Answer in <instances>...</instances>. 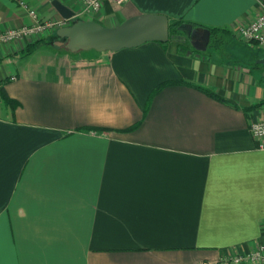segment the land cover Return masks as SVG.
I'll list each match as a JSON object with an SVG mask.
<instances>
[{
	"label": "crops",
	"instance_id": "crops-1",
	"mask_svg": "<svg viewBox=\"0 0 264 264\" xmlns=\"http://www.w3.org/2000/svg\"><path fill=\"white\" fill-rule=\"evenodd\" d=\"M22 1L63 18L53 0ZM262 5L103 1L82 19L160 13L191 24L193 39L204 26L230 32L223 47ZM31 21L0 0V30ZM55 31L28 54L27 38L0 44V264H221L263 241L264 148L249 131L264 117L262 49L244 43L253 61L226 60L172 37L70 51Z\"/></svg>",
	"mask_w": 264,
	"mask_h": 264
},
{
	"label": "water",
	"instance_id": "water-1",
	"mask_svg": "<svg viewBox=\"0 0 264 264\" xmlns=\"http://www.w3.org/2000/svg\"><path fill=\"white\" fill-rule=\"evenodd\" d=\"M53 4L63 19H69L74 12L67 9L59 2L53 0ZM170 21L168 17L160 13H140L124 19L116 26L103 25L95 20L72 19L68 25L58 27L55 34L60 39L58 45H65L70 51L94 49L96 51L118 50L125 47L137 46L146 41L166 42L175 37L185 39L194 34L191 24L183 23L178 29L183 34L169 33ZM210 37L207 28L202 30L198 38L189 39L190 44L197 50H205ZM264 65V56L255 60Z\"/></svg>",
	"mask_w": 264,
	"mask_h": 264
},
{
	"label": "built area",
	"instance_id": "built-area-1",
	"mask_svg": "<svg viewBox=\"0 0 264 264\" xmlns=\"http://www.w3.org/2000/svg\"><path fill=\"white\" fill-rule=\"evenodd\" d=\"M16 1L27 8L32 21L28 24L0 30V44L10 43L19 38H27L29 41L41 39L58 27L68 25L69 19H82L96 13L103 1L122 2L124 0H79L80 9L75 11L69 19H41L35 8L28 7L22 0ZM235 34L240 42L254 43L258 48L264 50V5L258 14L237 23ZM10 78L14 79L15 75ZM261 111L264 112V108ZM249 131L257 141V147L264 148V117L250 121ZM219 262L221 264H264V240L248 251L231 249L219 257Z\"/></svg>",
	"mask_w": 264,
	"mask_h": 264
},
{
	"label": "trees",
	"instance_id": "trees-1",
	"mask_svg": "<svg viewBox=\"0 0 264 264\" xmlns=\"http://www.w3.org/2000/svg\"><path fill=\"white\" fill-rule=\"evenodd\" d=\"M185 23V21L181 20V19H176V20H172V22L170 23V26H169V33H172V34H183L182 31H180L178 29V26L180 24H183ZM195 25V24H193ZM195 26H198V25H195ZM200 26V25H199ZM205 28L209 29L210 31V37H209V42H208V46H211L212 49H217V50H220L221 48V44L224 42V40L229 37L231 34L230 32H226L224 33L222 31V29L220 28H217V27H206L204 26ZM55 38H59L55 35ZM41 39H37L31 43H29L24 49H23V52L25 54H28L29 52H31L35 46L39 43ZM253 64H257L259 65L258 63H253ZM205 92H207L209 95L213 96V97H218L213 91L209 90V89H206V88H202ZM2 96H3V100L9 104H11L12 106H14V101L7 96V94L5 92H2Z\"/></svg>",
	"mask_w": 264,
	"mask_h": 264
},
{
	"label": "rangeland",
	"instance_id": "rangeland-1",
	"mask_svg": "<svg viewBox=\"0 0 264 264\" xmlns=\"http://www.w3.org/2000/svg\"><path fill=\"white\" fill-rule=\"evenodd\" d=\"M210 48L211 46H208L207 49ZM254 52L255 50L252 49L251 47L247 46L242 42H238L237 40L236 41L234 40L231 43H228L227 45H223V47L220 48L219 53L221 55L223 54V57L226 60H233L235 58L242 59V57L244 56L243 60L253 61L252 54ZM261 52L264 54V50H261Z\"/></svg>",
	"mask_w": 264,
	"mask_h": 264
},
{
	"label": "flooded vegetation",
	"instance_id": "flooded-vegetation-1",
	"mask_svg": "<svg viewBox=\"0 0 264 264\" xmlns=\"http://www.w3.org/2000/svg\"><path fill=\"white\" fill-rule=\"evenodd\" d=\"M194 36H195V35H190V36H188V37H189V39H192V38H194Z\"/></svg>",
	"mask_w": 264,
	"mask_h": 264
}]
</instances>
